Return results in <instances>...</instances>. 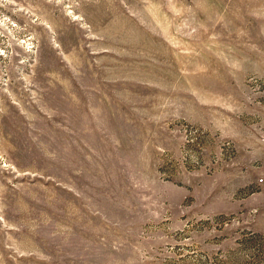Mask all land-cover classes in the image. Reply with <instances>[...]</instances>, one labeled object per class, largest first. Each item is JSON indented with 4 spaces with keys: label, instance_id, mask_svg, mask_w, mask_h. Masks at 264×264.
I'll return each instance as SVG.
<instances>
[{
    "label": "rangeland",
    "instance_id": "1",
    "mask_svg": "<svg viewBox=\"0 0 264 264\" xmlns=\"http://www.w3.org/2000/svg\"><path fill=\"white\" fill-rule=\"evenodd\" d=\"M0 264H264V0H0Z\"/></svg>",
    "mask_w": 264,
    "mask_h": 264
}]
</instances>
